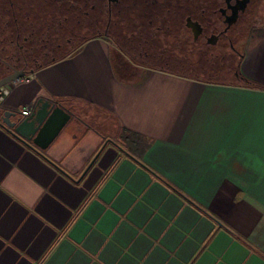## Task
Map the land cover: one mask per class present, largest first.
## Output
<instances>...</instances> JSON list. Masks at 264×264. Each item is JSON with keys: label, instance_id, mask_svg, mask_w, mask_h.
I'll use <instances>...</instances> for the list:
<instances>
[{"label": "crops", "instance_id": "0c3cea01", "mask_svg": "<svg viewBox=\"0 0 264 264\" xmlns=\"http://www.w3.org/2000/svg\"><path fill=\"white\" fill-rule=\"evenodd\" d=\"M239 69L260 87L93 37L8 84L70 118L44 149L0 126V264H264V42Z\"/></svg>", "mask_w": 264, "mask_h": 264}, {"label": "flooded vegetation", "instance_id": "af4514ba", "mask_svg": "<svg viewBox=\"0 0 264 264\" xmlns=\"http://www.w3.org/2000/svg\"><path fill=\"white\" fill-rule=\"evenodd\" d=\"M256 1L0 0V81L40 69L93 37L108 38L132 63L154 66L181 48L227 62L237 56L240 67L244 51L236 43L247 37Z\"/></svg>", "mask_w": 264, "mask_h": 264}, {"label": "rangeland", "instance_id": "374dc122", "mask_svg": "<svg viewBox=\"0 0 264 264\" xmlns=\"http://www.w3.org/2000/svg\"><path fill=\"white\" fill-rule=\"evenodd\" d=\"M256 2L255 14L251 17L250 30L247 37L236 43L241 51H244L256 41L264 42V0H257ZM183 32L181 31V34ZM170 40L172 41V39ZM206 49L212 50L215 53L219 52L217 46H206ZM205 55L202 52L195 51V53H191L181 48H173L172 56L169 59L154 60L153 64L165 66L178 72L206 80L236 81L234 70L238 65L239 58L237 56L230 62H227L219 57L211 56L208 51Z\"/></svg>", "mask_w": 264, "mask_h": 264}, {"label": "water", "instance_id": "95a60500", "mask_svg": "<svg viewBox=\"0 0 264 264\" xmlns=\"http://www.w3.org/2000/svg\"><path fill=\"white\" fill-rule=\"evenodd\" d=\"M24 76L25 73H19L6 77L0 81V86L11 84ZM69 118L70 112L64 106L44 99L37 100L28 115L0 106V126L25 143L31 140L41 149L52 141Z\"/></svg>", "mask_w": 264, "mask_h": 264}, {"label": "trees", "instance_id": "16d2710c", "mask_svg": "<svg viewBox=\"0 0 264 264\" xmlns=\"http://www.w3.org/2000/svg\"><path fill=\"white\" fill-rule=\"evenodd\" d=\"M154 66H159L160 68L162 69H168V70H171V71H174V72H178L176 70H173V69H170L168 67H165V66H161V65H154ZM178 73H181V72H178ZM234 74L236 76L237 79L241 80L245 85L247 86H251V87H260V84L253 81V80H250L248 79L247 77L243 76L242 73L240 72V69H239V65H237V68L234 70ZM125 135V143L127 142H133L135 144H137V146H141L140 142H141V137L137 134H134V133H127V134H124ZM138 139V141H137ZM130 149H133V147L130 145Z\"/></svg>", "mask_w": 264, "mask_h": 264}, {"label": "built area", "instance_id": "2783aa9c", "mask_svg": "<svg viewBox=\"0 0 264 264\" xmlns=\"http://www.w3.org/2000/svg\"><path fill=\"white\" fill-rule=\"evenodd\" d=\"M9 93H10V89L8 85L0 86V106L4 102L5 98ZM19 111L22 115H28L30 113L29 107H23Z\"/></svg>", "mask_w": 264, "mask_h": 264}]
</instances>
